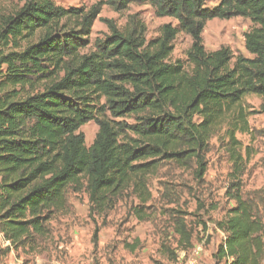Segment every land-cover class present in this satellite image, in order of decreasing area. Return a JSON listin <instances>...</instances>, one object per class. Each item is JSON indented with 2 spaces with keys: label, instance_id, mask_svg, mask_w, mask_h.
<instances>
[{
  "label": "trees",
  "instance_id": "16d2710c",
  "mask_svg": "<svg viewBox=\"0 0 264 264\" xmlns=\"http://www.w3.org/2000/svg\"><path fill=\"white\" fill-rule=\"evenodd\" d=\"M0 15V235L5 252H34L49 235L47 224L67 209L66 195L84 191L89 215H106L129 194L137 220L151 200L148 179L162 163L191 171L197 186L207 172L209 142L225 127L223 144L231 164L226 197L235 203L215 228L224 234L213 255L220 264H263L264 221L241 195L247 148L235 134L248 133V116L264 114V0H104L88 9H64L53 0H18ZM149 5L171 18L159 36L146 40L137 13L118 27L101 20L108 33L90 45L93 23L103 6L122 12ZM249 19L244 47L251 58L229 48L207 52L202 32L212 19ZM190 37L186 70L171 62L173 42ZM261 99L258 112L243 105ZM131 119L132 123H127ZM93 121L89 148L79 129ZM200 204V209H202ZM98 228L92 235L97 246ZM178 245H191V232L176 220Z\"/></svg>",
  "mask_w": 264,
  "mask_h": 264
},
{
  "label": "rangeland",
  "instance_id": "374dc122",
  "mask_svg": "<svg viewBox=\"0 0 264 264\" xmlns=\"http://www.w3.org/2000/svg\"><path fill=\"white\" fill-rule=\"evenodd\" d=\"M104 0H53L64 9H88ZM219 0H207L206 7H215ZM22 3L18 0H0V15L12 14ZM140 15L146 26V40L159 36L164 24L176 26L171 18H159L146 4H131L127 10L114 12L103 6L93 23L89 37L90 45L82 53L92 49L97 38L108 33L103 19H112L118 27L125 25L127 16ZM254 28L249 19L233 17L227 20L212 19L202 32L204 48L213 52L221 47L229 48L234 56L251 58L244 47V34ZM191 45L188 35L180 32L173 42L171 62L180 60L186 70V52ZM261 99L250 95L243 99L249 111L258 112ZM132 123L131 119L126 120ZM248 133L235 134L242 145L241 153L248 160L242 177L241 195L251 202L255 215L264 221V114L248 116ZM97 125L91 121L79 129L84 135L87 148L97 133ZM225 127L209 142L206 154L207 172L202 185L197 186L191 171L181 170L173 163H162L155 176L148 179L151 200L144 211L146 219L139 221L131 207L137 204L129 194L118 200L114 209L106 215H89L88 199L84 191L67 192V209L55 214L47 224L49 235L38 240L34 252L11 250L0 235V264H220L213 255L222 242L224 234L215 228V222L235 207L225 195L231 164L223 144ZM200 204L203 206L200 209ZM183 219L191 232L188 248L178 245L174 233L176 220ZM98 228V242L94 247L92 235ZM223 264V263H222Z\"/></svg>",
  "mask_w": 264,
  "mask_h": 264
},
{
  "label": "built area",
  "instance_id": "2783aa9c",
  "mask_svg": "<svg viewBox=\"0 0 264 264\" xmlns=\"http://www.w3.org/2000/svg\"><path fill=\"white\" fill-rule=\"evenodd\" d=\"M263 264H264V261H263Z\"/></svg>",
  "mask_w": 264,
  "mask_h": 264
}]
</instances>
